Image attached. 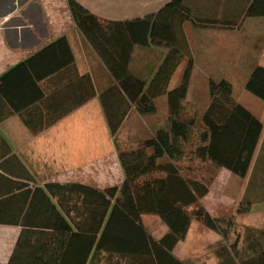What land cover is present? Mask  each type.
Listing matches in <instances>:
<instances>
[{"label": "crops", "instance_id": "crops-1", "mask_svg": "<svg viewBox=\"0 0 264 264\" xmlns=\"http://www.w3.org/2000/svg\"><path fill=\"white\" fill-rule=\"evenodd\" d=\"M77 1L91 16L81 28L68 0H0V264H158L150 251L112 252L123 249L120 237L127 228L121 225L111 227L114 240L92 247L91 235L100 238L108 216L92 231L85 224L84 190L78 198L72 184L105 189L123 183L120 154L140 144L121 149L116 142L130 145L169 127V92L180 86L188 56L193 67L180 101L184 118H201L212 100L211 83L222 79L248 107L247 95L235 91L238 85L246 89L254 68L264 67V0H184L189 19L170 18L189 55L173 60L162 87V78H153L175 45L151 37L144 20L172 0ZM235 75L242 77L237 86ZM147 90L157 94V112L143 115L132 98ZM75 104L81 105L38 133L24 119L39 125L47 110ZM95 109L106 125L107 115L121 120L115 137L109 125V133L82 130ZM201 202L214 218L233 219L230 232L223 235L193 219L186 236L167 248L172 255L183 264H203L204 253L214 264H264V130L247 176L221 167ZM142 222L156 240L170 234L158 215L144 214Z\"/></svg>", "mask_w": 264, "mask_h": 264}, {"label": "trees", "instance_id": "trees-1", "mask_svg": "<svg viewBox=\"0 0 264 264\" xmlns=\"http://www.w3.org/2000/svg\"><path fill=\"white\" fill-rule=\"evenodd\" d=\"M68 2L77 25L81 28L88 24L91 17L89 11L77 0ZM183 3L184 0H172L158 13L144 20L150 26L151 37L164 39L175 45L153 78V81L162 78L161 87L173 70V60L178 63L183 56L189 55V47L186 45L183 49L182 31L174 34L173 19L170 18L177 14L180 23L189 19ZM188 57L189 62L180 86L169 92V127L158 129L153 137L142 140L137 149L121 152L120 162L125 173L123 183L105 189L72 184L78 198L84 190V205L89 212L85 224L90 222L92 231H99L106 215L108 216L100 238H97V233L91 235L92 247L97 243L99 249L104 243L112 241L110 239L114 240L111 227L121 225L127 228L124 236L120 237L123 249L112 252L137 255L150 251L155 253L158 264H167V261L183 264L168 249L186 236L193 219L223 235L230 232L233 219L214 218L201 199L210 191V184L221 167L228 168L240 177L247 176L262 137L264 122L236 99L233 84L226 79L211 83L212 100L200 119L184 118L181 115L180 101L187 95L193 67V59ZM32 60L16 66L5 77L13 76ZM165 70L168 71L162 75ZM3 79V76L0 77V85ZM245 88L264 100L263 66L254 68ZM140 93L137 98H132L134 101L138 99V111L143 115L155 114L157 109L153 98L157 94L150 95L148 90ZM94 95L92 85L90 98ZM87 99L89 98L81 103H85ZM174 100H178L177 106L173 104ZM77 105L81 104L60 108L52 113L47 110L48 115L44 116V121L39 125L29 116H24V119L31 131L38 133L72 112ZM107 119L115 137L122 122L109 115ZM203 168L209 174L204 173ZM144 214L161 217L170 227V234L161 240L154 239L144 228ZM136 243L146 245L148 250L136 249L132 246ZM86 259L87 256L84 260Z\"/></svg>", "mask_w": 264, "mask_h": 264}, {"label": "rangeland", "instance_id": "rangeland-1", "mask_svg": "<svg viewBox=\"0 0 264 264\" xmlns=\"http://www.w3.org/2000/svg\"><path fill=\"white\" fill-rule=\"evenodd\" d=\"M231 77L237 83L236 86L242 80V77H240L239 75L238 76L235 75V76H231ZM235 92L237 95H240L243 97H245L247 95V100H245V101H246V103H248V107H250V109H252L256 114L260 115V117L262 119H264V100L256 97L255 95H253L252 93H250L249 91L244 89L243 86H241V85L237 86V89ZM73 128H74V130L78 129L77 124L75 123V120L73 123ZM82 130L83 131H97V132H101V133H103V132L107 133L109 131L108 125H106L104 123L102 117L97 115V109L94 110L92 120L90 122L84 124ZM129 142H131L130 145L128 144V142L126 140L120 139L116 142V144L119 148L126 149L127 147H130V146L135 147L136 145H139L142 142V140H129ZM123 152H124V150H123ZM258 164H259V166H261L262 156L259 158ZM202 170L204 173L209 174L206 168H203ZM261 193H263V191ZM204 226H206V225L204 224ZM206 227L209 228L208 226H206ZM203 259H204L203 264H214V263H211L210 259L207 258L205 253L203 254ZM205 259H207V260H205Z\"/></svg>", "mask_w": 264, "mask_h": 264}]
</instances>
